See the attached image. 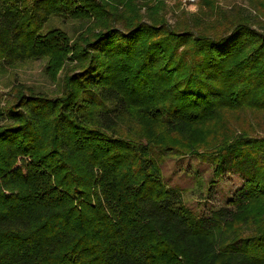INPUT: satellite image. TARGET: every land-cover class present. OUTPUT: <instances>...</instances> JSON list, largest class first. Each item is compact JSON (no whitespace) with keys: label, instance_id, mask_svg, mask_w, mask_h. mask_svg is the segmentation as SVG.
<instances>
[{"label":"trees","instance_id":"16d2710c","mask_svg":"<svg viewBox=\"0 0 264 264\" xmlns=\"http://www.w3.org/2000/svg\"><path fill=\"white\" fill-rule=\"evenodd\" d=\"M110 5L0 0V68L77 63L63 95L0 108V264H264V136L213 125L264 111V22L239 11L221 30L172 29ZM53 17L78 23L75 37L46 29ZM200 132L215 175L243 178L210 214L183 204L150 155L186 154Z\"/></svg>","mask_w":264,"mask_h":264},{"label":"rangeland","instance_id":"374dc122","mask_svg":"<svg viewBox=\"0 0 264 264\" xmlns=\"http://www.w3.org/2000/svg\"><path fill=\"white\" fill-rule=\"evenodd\" d=\"M118 8L120 14L129 11L134 5L139 17L147 22H163L172 29L221 30L229 24L230 18L239 11H248L257 24L264 22V0H103ZM110 5V7H111ZM121 11V12H120ZM112 24V22H111ZM255 24V25H257ZM50 27L64 30L74 38L78 23L53 17L46 29ZM120 28V24L116 25ZM76 61L65 60L61 67L49 68L47 58L28 59L11 67L0 68V108L14 103L24 93H37L48 97L64 94L66 75L77 68ZM216 124L221 133L235 136L249 134L264 136V111L258 112L247 107L225 112ZM138 133L141 128L133 126ZM197 142H190L192 147L186 154L173 149L153 146L151 157L158 162L166 185L181 193L183 204L194 212L210 214V208L227 204L234 198V191L241 186L242 177L233 169L221 175H215L217 158L213 148L196 149L199 144H211L209 135L197 137ZM254 208V207H253ZM248 227L242 226L240 232L245 234Z\"/></svg>","mask_w":264,"mask_h":264}]
</instances>
